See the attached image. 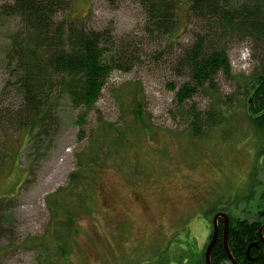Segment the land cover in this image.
<instances>
[{
  "label": "rangeland",
  "instance_id": "rangeland-1",
  "mask_svg": "<svg viewBox=\"0 0 264 264\" xmlns=\"http://www.w3.org/2000/svg\"><path fill=\"white\" fill-rule=\"evenodd\" d=\"M13 1L0 0V264H206L216 213L263 222L262 140L246 106L264 73L263 45L240 34L219 40L230 76H217L214 97L201 90L180 107L176 94L189 80L175 70L183 50L219 30L184 4L179 38L157 43L145 33L139 0H70V18L134 45L139 60L110 75L93 109L62 97L45 125L18 127L5 122L24 106L6 61L20 21L2 8ZM212 106L223 119L195 135L185 112Z\"/></svg>",
  "mask_w": 264,
  "mask_h": 264
},
{
  "label": "trees",
  "instance_id": "trees-1",
  "mask_svg": "<svg viewBox=\"0 0 264 264\" xmlns=\"http://www.w3.org/2000/svg\"><path fill=\"white\" fill-rule=\"evenodd\" d=\"M139 2L146 13L145 33L154 42L172 45L179 38L177 15L184 4L188 5L191 18L207 20L212 33L219 30L217 34L198 36L192 47L183 50L175 70L189 80L177 91L176 103L180 107L201 90L214 97L217 76L221 73L230 76L228 51L219 40L240 34L264 46L262 2L243 8L230 4V0ZM69 10L70 0H14L2 8L4 17L20 21L19 30L10 37L6 61L12 72L9 86L16 88L24 102L14 115L17 117L12 116V112L6 115L7 125L28 127L45 123L51 117L54 104L62 97L69 99L75 108L91 110L98 103L110 75L114 71L129 70L139 60L134 45L116 41L108 31L86 29L69 17ZM61 13L65 17L58 22L56 17ZM171 88L174 90L175 86L171 85ZM246 106L251 128L262 140L258 143L260 155L264 153V73L252 82ZM185 113L193 133L198 136L203 133L204 126L218 125L222 112H216V107L212 106L204 113L195 107ZM83 122V118L78 121ZM43 129L46 131V127ZM259 216L264 221V212ZM68 221L69 224L72 222L70 217ZM261 226L260 222L249 224L230 217L228 249L237 264H264V230L261 238ZM222 235L221 231L220 240L211 253V264H233ZM44 244L46 247L52 245L50 242ZM66 248L67 245L58 244L56 250L66 256Z\"/></svg>",
  "mask_w": 264,
  "mask_h": 264
},
{
  "label": "water",
  "instance_id": "water-1",
  "mask_svg": "<svg viewBox=\"0 0 264 264\" xmlns=\"http://www.w3.org/2000/svg\"><path fill=\"white\" fill-rule=\"evenodd\" d=\"M220 219L224 223L223 239H224V245H225L228 257L233 264H237L235 262V260L233 259L232 255L228 249V242L227 241H228V233H229V227H230V217L226 213H218L214 216V219H213L214 231H213V234L211 237V241H210L209 245L207 246L206 252H205L206 264H211V253H212L214 246L216 245V243L218 241L219 230H218L217 223ZM263 230H264V226L260 230V237L261 238H263V236H262Z\"/></svg>",
  "mask_w": 264,
  "mask_h": 264
},
{
  "label": "flooded vegetation",
  "instance_id": "flooded-vegetation-1",
  "mask_svg": "<svg viewBox=\"0 0 264 264\" xmlns=\"http://www.w3.org/2000/svg\"><path fill=\"white\" fill-rule=\"evenodd\" d=\"M259 154V153H258ZM261 158L258 160V161H256V162H264V153H261L260 155H259ZM264 212V210L263 211H261V212H259V214H261V213H263ZM218 213H222V212H218ZM218 213H216V214H218ZM215 214V215H216ZM214 215V216H215ZM230 217V216H229ZM214 219V218H213ZM260 224H262V226L261 227H263L264 226V221L263 222H260ZM217 226H218V230H219V236H218V240H220V233H221V231H222V234H223V231H224V223H223V221L220 219L219 221H218V223H217ZM213 231H214V225H213ZM213 234V233H212ZM223 236V235H222ZM212 237V236H211ZM210 241H211V238H210Z\"/></svg>",
  "mask_w": 264,
  "mask_h": 264
}]
</instances>
